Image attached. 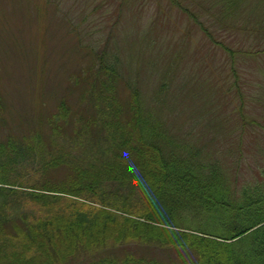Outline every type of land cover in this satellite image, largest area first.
Returning <instances> with one entry per match:
<instances>
[{
  "label": "rangeland",
  "instance_id": "1",
  "mask_svg": "<svg viewBox=\"0 0 264 264\" xmlns=\"http://www.w3.org/2000/svg\"><path fill=\"white\" fill-rule=\"evenodd\" d=\"M213 5L208 14L206 0H0V140L39 137L43 148L22 166L18 180L30 186L40 177H27L28 170L41 171L43 159L63 154L66 163L44 175L59 182L71 165L87 166L108 154L95 147L92 131L77 133L81 120L97 112L98 48L119 59L121 77L114 90H104L121 119L130 117V89L136 87L176 134L223 163L232 182L255 180L264 167V0H237L221 21ZM191 14L199 23L210 17L211 31L221 32L232 51L213 45ZM162 82L157 106L153 95ZM98 101L101 109L107 105ZM62 107L70 111L69 123L61 119L63 130L51 144L49 120ZM243 119L249 120L245 129ZM28 207L41 214L38 206ZM110 244L101 257L121 258L124 247ZM150 251L139 253L163 261L176 256L173 249Z\"/></svg>",
  "mask_w": 264,
  "mask_h": 264
},
{
  "label": "trees",
  "instance_id": "2",
  "mask_svg": "<svg viewBox=\"0 0 264 264\" xmlns=\"http://www.w3.org/2000/svg\"><path fill=\"white\" fill-rule=\"evenodd\" d=\"M215 1L220 21L237 2L206 0L208 14ZM189 19L213 45L232 51L221 32L211 31L210 17L201 24L194 14ZM99 49L93 81L95 89L101 87L97 112L81 120L77 133L92 131L95 147L104 146L108 154L87 166L71 165L66 177L53 183L44 175L65 164L64 156L43 159L41 171L26 172L40 177L28 186L29 180L17 177L35 152L42 155V139L0 140V264H39L38 258L44 259L41 264H264V167L255 180L232 182L223 163L176 134L156 106L143 103L136 87L130 89V117L121 119L107 93L121 77L119 59ZM165 88L162 82L153 95L155 105H162ZM98 99L107 101L103 109ZM69 112L66 107L50 118L51 144ZM243 120L241 129L249 122ZM28 205L41 214H32ZM110 243L124 247L121 258L101 257ZM129 246L136 252L126 250ZM160 249H173L175 258L139 253Z\"/></svg>",
  "mask_w": 264,
  "mask_h": 264
}]
</instances>
